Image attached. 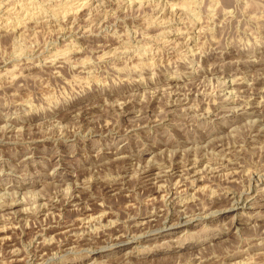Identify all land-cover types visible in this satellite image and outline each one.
Masks as SVG:
<instances>
[{"label":"rangeland","instance_id":"rangeland-1","mask_svg":"<svg viewBox=\"0 0 264 264\" xmlns=\"http://www.w3.org/2000/svg\"><path fill=\"white\" fill-rule=\"evenodd\" d=\"M0 230V264H264V0H0Z\"/></svg>","mask_w":264,"mask_h":264},{"label":"bare ground","instance_id":"bare-ground-1","mask_svg":"<svg viewBox=\"0 0 264 264\" xmlns=\"http://www.w3.org/2000/svg\"><path fill=\"white\" fill-rule=\"evenodd\" d=\"M75 2V1H74ZM184 4V3H183ZM176 7V6H175ZM77 8V7H76ZM174 8V7H173ZM173 8L171 7V10H173ZM180 13V12H179ZM21 16V15H20ZM26 18H29V16H31L30 14L28 15V13H26L24 15ZM22 16V17H24ZM33 17V16H32ZM30 19V18H29ZM167 19V18H166ZM24 21V20H23ZM25 22V21H24ZM7 26V25H6ZM5 27V26H4ZM2 28V27H1ZM169 35V34H168ZM184 44V43H183ZM76 50V49H75ZM117 51V50H116ZM104 53V52H103ZM66 54V53H65ZM236 59V58H235ZM207 111V110H206ZM194 147V146H193ZM216 155V154H215ZM171 165V164H170ZM168 166V165H167ZM196 162H192L191 163H185L183 165H173L172 167L170 166L169 169L167 168L166 170H159L154 173L155 176H156V179L157 178H160V177H177V178H180V180L178 179V183H184L183 179L187 178V179H192V178H197L198 180V177H197V171L194 169V167H196ZM158 168V167H157ZM146 172V171H144ZM147 176V175H146ZM149 176V175H148ZM171 179V178H170ZM183 181V182H182ZM192 182V181H190ZM176 183V184H178ZM183 185V184H182ZM181 185V186H182ZM263 188V187H262ZM107 189V188H106ZM159 189V187H158ZM185 190V189H184ZM250 190V189H249ZM178 193V192H177ZM175 195V194H174ZM246 195V194H245ZM242 197V196H240ZM248 198L249 197H246V198H242V199H239L235 202H233V205H230V207H228L230 210L232 211H235V210H238V209H242V208H246V207H253L252 204L250 205V202H248ZM238 199V198H237ZM167 204V203H166ZM255 204V203H254ZM12 210V209H11ZM227 210V209H226ZM229 210V211H230ZM181 211V210H180ZM186 212V211H185ZM184 212V213H185ZM182 214V213H181ZM186 214V213H185ZM207 214V213H206ZM187 215V214H186ZM185 216V215H184ZM184 216H181L179 217V220L182 221V223H185L187 222L188 220H193V219H197L199 217H197L198 215H193V216H190V217H184ZM234 216V215H233ZM172 222V221H171ZM235 222V221H234ZM162 223V222H161ZM180 223V222H179ZM178 225V224H177ZM145 230V229H144ZM3 231V230H0V232ZM132 232V231H131ZM128 233V232H127ZM133 233V232H132ZM131 233V235H133ZM135 233V232H134ZM139 233V232H138ZM125 235V234H124ZM136 235V234H135ZM135 235H133L131 238H134ZM128 237L130 236H126L125 235V238L124 239H128ZM53 239V238H52ZM123 240V239H122ZM129 240V239H128ZM35 255V254H34ZM32 260V257L31 259H29L28 261H31ZM5 262V261H4ZM36 262V261H35ZM44 263V261L42 262ZM38 264V263H37ZM41 264V263H40Z\"/></svg>","mask_w":264,"mask_h":264}]
</instances>
